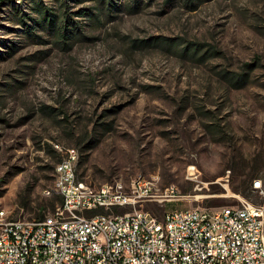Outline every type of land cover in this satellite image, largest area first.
I'll list each match as a JSON object with an SVG mask.
<instances>
[{
  "label": "rangeland",
  "instance_id": "374dc122",
  "mask_svg": "<svg viewBox=\"0 0 264 264\" xmlns=\"http://www.w3.org/2000/svg\"><path fill=\"white\" fill-rule=\"evenodd\" d=\"M114 2L69 1L81 31L66 45L37 23L42 7L61 15L58 0H0V211L34 221L52 209L65 148L89 186L143 175L174 188L178 200L145 205L158 217L263 205L253 183L264 190V0ZM170 38L217 53L181 56ZM245 64L248 84L231 88L224 71Z\"/></svg>",
  "mask_w": 264,
  "mask_h": 264
},
{
  "label": "built area",
  "instance_id": "2783aa9c",
  "mask_svg": "<svg viewBox=\"0 0 264 264\" xmlns=\"http://www.w3.org/2000/svg\"><path fill=\"white\" fill-rule=\"evenodd\" d=\"M76 155L61 157L52 209L40 210L31 231L18 228L22 217L1 218L0 264H264V204L246 199L212 209L173 208L156 216L145 205L178 200L174 188L161 198L131 187L77 184ZM255 190L263 195L262 181ZM118 189H126L116 199ZM54 212V219H47ZM11 220V229H3ZM168 229V237H161Z\"/></svg>",
  "mask_w": 264,
  "mask_h": 264
},
{
  "label": "trees",
  "instance_id": "16d2710c",
  "mask_svg": "<svg viewBox=\"0 0 264 264\" xmlns=\"http://www.w3.org/2000/svg\"><path fill=\"white\" fill-rule=\"evenodd\" d=\"M59 3L62 6V12L61 15L54 13L47 8H41L40 9V17L39 21L37 23L39 26L44 29L48 30L50 34L57 37L58 42H62L63 44H68L67 42L71 40L72 38H76L80 35V28L78 24H76L75 21L72 20V18L69 16V11H67L68 2L71 0H58ZM77 2H80V0H75ZM101 7H105L106 9H110L112 6L116 4L114 0H98ZM136 4L140 2V0H135ZM175 0H165V3H170ZM180 1L183 6H185L188 10H195L197 9L202 3H204L207 0H176ZM77 16H94L93 12L90 11L87 8H81L78 11H76ZM97 14V13H95ZM153 39V38H151ZM147 39H141L139 42H141L142 45H152L157 46L159 45L160 41H154L151 42ZM164 45L167 46V48L174 47V49L179 50V54L181 56H188L191 58H195L197 60H203L205 57H207L208 54L212 55L214 53H217L214 49H206L201 45L200 43H192V42H186L182 43L180 40H176L175 38L168 39V42H165ZM208 50V51H207ZM251 64H245L244 67L247 69H243L242 72H234V71H224L223 77L227 81L228 85L231 88L239 89L246 86L249 82V74L251 70ZM101 126L104 127L105 130H108L109 127L105 126V123H100ZM93 147V145H92ZM77 163V162H76ZM79 178V176H78ZM81 180V179H80ZM250 181H246L245 185L248 187ZM42 213H40L41 215Z\"/></svg>",
  "mask_w": 264,
  "mask_h": 264
},
{
  "label": "bare ground",
  "instance_id": "6f19581e",
  "mask_svg": "<svg viewBox=\"0 0 264 264\" xmlns=\"http://www.w3.org/2000/svg\"><path fill=\"white\" fill-rule=\"evenodd\" d=\"M58 149V148H57ZM69 155H76L75 149H64V154L62 157H68ZM78 159V154H77ZM76 159V162H77ZM57 167H59V162L57 163L55 167V179L53 183V187L51 190H47V194L54 193L55 186L57 183ZM139 182L141 183V189L147 190L149 192H152V197L154 198H161L163 195L169 194L170 188L162 189L157 181L154 178H147L143 175H139ZM112 184H122V187H131L132 186V180L129 182V184L125 185L121 181H113ZM77 184L81 185V187H88L89 185L86 184L84 181L80 180L77 177ZM108 183L102 184L100 187H105ZM126 196V189H118L116 192V199H123ZM212 213L211 209L203 208V215H210ZM6 212L0 211V221L1 218H6ZM47 219H54V212H52L50 215L47 216ZM34 221H18V228L22 231H31V228L33 227ZM3 229H11V220H3ZM0 237H8V230H0ZM161 237H168V229H161Z\"/></svg>",
  "mask_w": 264,
  "mask_h": 264
}]
</instances>
